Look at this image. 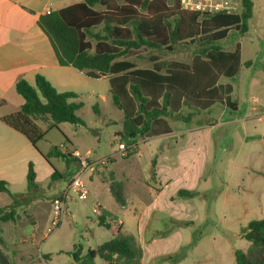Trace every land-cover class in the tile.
<instances>
[{
	"label": "crops",
	"instance_id": "obj_1",
	"mask_svg": "<svg viewBox=\"0 0 264 264\" xmlns=\"http://www.w3.org/2000/svg\"><path fill=\"white\" fill-rule=\"evenodd\" d=\"M84 1L0 0V179L9 183L13 194H21L27 187L30 163L36 173L37 190L54 173L39 148L40 142L35 148L25 135L2 120L20 111L24 103L16 91L17 82L25 79L35 86L36 76L42 75L59 92L78 95L75 89L87 78L72 66L59 63L49 37L39 26V17L47 10L59 11ZM220 84L225 85L222 80ZM231 86L230 99L237 103ZM245 96L247 108L240 115L238 105L233 113L226 106H219L221 110L215 106L195 116L190 124L169 122V133L139 138L133 149L139 150L140 160L144 159L151 171L154 166V177L151 172L145 179L139 178L140 163L134 160H129L122 172H110L108 167L115 158H108L110 162L99 178L91 175L87 200L92 203V213L98 207V220L103 217L110 225L109 229L102 226L108 233L102 235L106 240L101 244L120 230L138 240L143 252L141 264H166L157 251L170 241L176 242L179 249L191 245V229L205 226V234L194 246L200 258L192 264H235L236 250L248 252L250 243L237 234L249 222L264 218V79L252 78ZM223 116L227 119L222 120ZM222 126L229 127L231 153L225 180L219 181L217 172L212 171L216 165L210 166L215 157L214 131ZM72 159L77 174L82 164ZM114 181L124 186V206L115 201L110 191ZM180 191L197 195L180 197ZM11 203L10 196L0 192V207ZM88 225L87 230L95 238ZM98 225L101 226L99 221Z\"/></svg>",
	"mask_w": 264,
	"mask_h": 264
},
{
	"label": "trees",
	"instance_id": "obj_2",
	"mask_svg": "<svg viewBox=\"0 0 264 264\" xmlns=\"http://www.w3.org/2000/svg\"><path fill=\"white\" fill-rule=\"evenodd\" d=\"M253 8V0H240L236 14L227 10L202 13L183 7L182 0H85L41 15L38 23L61 65L72 66L91 79L109 78L113 104L124 113L118 136L133 147L139 138L169 133L171 121L190 124L195 116L215 106L237 110L238 104L230 99L232 86L220 81L238 75L240 51H225L219 43L232 30L249 31ZM179 47L194 49L191 63L152 57L151 68H137L129 60L134 51H173ZM16 91L24 103L20 111L2 120L25 135L35 148L46 135L39 126L42 120L52 122L49 128L84 124L77 115L82 108L79 96L59 92L42 75L36 76L35 86L19 80ZM49 156L63 158L67 164L72 158L56 147L45 158ZM151 172L154 177V166ZM63 178L57 170L51 176L52 181ZM37 187L30 163L27 188L32 191ZM110 191L119 205L126 204L121 182H112ZM0 192L12 199L9 207H0V264H27L30 258L21 247L25 243L21 229L24 217L16 211L18 197L2 179ZM178 195L193 198L197 193L180 191ZM99 224L110 228L103 217ZM237 237L248 241L250 247L246 253L235 251V264H264V218L249 222ZM142 254L136 237L119 230L96 249L84 252L81 245H75L72 258L75 264H98V259L101 264H141Z\"/></svg>",
	"mask_w": 264,
	"mask_h": 264
},
{
	"label": "rangeland",
	"instance_id": "obj_3",
	"mask_svg": "<svg viewBox=\"0 0 264 264\" xmlns=\"http://www.w3.org/2000/svg\"><path fill=\"white\" fill-rule=\"evenodd\" d=\"M227 1L232 5L239 6L240 4V0ZM253 2L255 5L254 17L250 21L249 31L242 34L232 30L227 38L219 43L223 49L233 52L240 51L242 66L238 75L234 79L223 80L224 84H231L234 87V99L238 104L239 115L247 108L245 93L248 82L252 78L264 79L262 74L264 71V0H253ZM193 56L194 49L191 47H179L173 51L161 52L142 49L132 52L129 60L137 68H151L152 57L191 63ZM79 85L75 92L79 95L78 101L82 103V108L77 112V115L84 124L76 126L63 123L58 128H49L52 122L40 121V128L46 133L45 138L40 141V150L46 155L54 147L63 154L77 150L81 154V159L95 166L93 172L88 170L84 173L83 180L86 183L90 181L91 175L99 178L100 174L105 173L103 169L106 168L100 162L108 158H115V161L108 167L110 172H122L127 168L129 160L139 162L140 167L137 170V175L142 180L145 179L151 174V166L144 159L140 160L139 150L129 147L118 136L119 131L123 129L124 113L113 104L109 80L106 77L101 79L87 77ZM218 108L221 110L219 106L216 107V109ZM233 112L229 110V113ZM226 119L227 116L222 117V120ZM227 127L216 128L213 135L215 157L210 167L216 165L212 171L217 172L216 177L219 181L225 180V171H227L225 166L231 153V134ZM122 143L127 147V156H123L119 150V144ZM143 145L141 143L140 148H143ZM129 155L130 157L127 159L126 157ZM45 160L52 170L59 171L64 175V178L52 181L50 177L46 183L41 184V188L38 190L29 191L25 185L21 194H17L19 203L16 211L24 217L21 222L22 234L25 237V243L21 246L22 251L27 252L25 256L30 258L27 264H36L40 255L45 258L48 256L46 259L49 264H72L74 262L72 252L75 245H81L83 249H96L106 240L102 235L108 233V230L98 225V215L92 213L90 200L80 201L75 197H70L66 200L62 220L57 228L49 234L50 222L53 219L52 204L58 197L61 188L76 174L74 171L77 167L72 158L68 164L66 160L58 157L49 156ZM30 200V204H27L26 202ZM86 225L94 230L95 238L91 236ZM204 228L205 226L202 229L197 227L191 229V245L188 244L185 248L179 249L176 242L170 241L163 249L157 251L156 255L163 256L161 260L166 264H192L200 258L199 249L195 250V245L192 244L205 234ZM129 232L136 234L134 229H130ZM32 256L34 257L33 261H31ZM229 262L227 264H232ZM97 263L101 264L102 261L98 259Z\"/></svg>",
	"mask_w": 264,
	"mask_h": 264
},
{
	"label": "built area",
	"instance_id": "obj_4",
	"mask_svg": "<svg viewBox=\"0 0 264 264\" xmlns=\"http://www.w3.org/2000/svg\"><path fill=\"white\" fill-rule=\"evenodd\" d=\"M183 7L199 11L202 13H218L223 10L230 11L234 14L238 11L237 5L230 4L227 0H182ZM51 11L47 10L46 14H50ZM119 150L123 153V156H127V147L125 144H119ZM72 158L78 159L81 161V168L77 174H75L70 182L62 189L59 196L54 200L52 204V214L53 219L50 222L51 229L48 230L49 234L53 232L55 228L59 225L60 221L63 218L65 211L66 200L70 197H75L80 201H85L88 199L90 190L87 183L83 180V175L86 171H94L95 166L89 164L86 160L81 159V154L75 151H68ZM109 159H105L100 162V164L105 167L109 164ZM94 214L100 215L98 207L93 210ZM48 234V235H49ZM36 264H49L48 260L40 255Z\"/></svg>",
	"mask_w": 264,
	"mask_h": 264
}]
</instances>
